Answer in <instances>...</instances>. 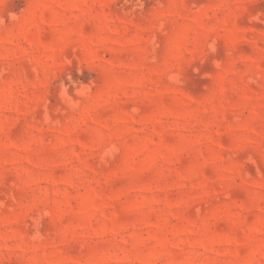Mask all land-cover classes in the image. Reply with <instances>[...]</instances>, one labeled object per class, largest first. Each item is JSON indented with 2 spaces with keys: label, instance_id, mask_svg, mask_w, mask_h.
I'll use <instances>...</instances> for the list:
<instances>
[{
  "label": "rangeland",
  "instance_id": "obj_1",
  "mask_svg": "<svg viewBox=\"0 0 264 264\" xmlns=\"http://www.w3.org/2000/svg\"><path fill=\"white\" fill-rule=\"evenodd\" d=\"M0 264H264V0H0Z\"/></svg>",
  "mask_w": 264,
  "mask_h": 264
}]
</instances>
